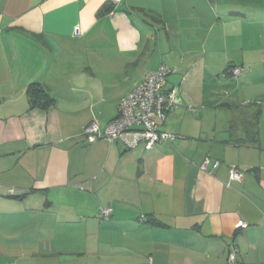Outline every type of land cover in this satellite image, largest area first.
I'll use <instances>...</instances> for the list:
<instances>
[{
  "label": "crops",
  "instance_id": "obj_1",
  "mask_svg": "<svg viewBox=\"0 0 264 264\" xmlns=\"http://www.w3.org/2000/svg\"><path fill=\"white\" fill-rule=\"evenodd\" d=\"M160 65L175 140L87 144L85 127L103 129ZM31 83L53 103L31 107ZM230 243L240 264H264V10L0 0V264H225Z\"/></svg>",
  "mask_w": 264,
  "mask_h": 264
},
{
  "label": "built area",
  "instance_id": "obj_2",
  "mask_svg": "<svg viewBox=\"0 0 264 264\" xmlns=\"http://www.w3.org/2000/svg\"><path fill=\"white\" fill-rule=\"evenodd\" d=\"M116 1V0H115ZM242 66H231L229 73L238 77L243 72ZM171 70L165 65H160L155 70L145 74L142 81L119 101V113L110 120L103 129L98 123L91 121L84 129L85 142L93 143L104 139L108 142L121 140L127 147H134L143 143L146 150L151 149L156 143L175 140L174 133L162 130L161 122L166 118L167 112L174 106L175 89L167 85V76ZM127 137H129L127 139ZM219 161L206 157L200 168L204 171L218 167ZM242 171L231 167L229 178L239 181L242 179ZM13 193V189H9ZM112 214L109 205L100 207L97 213L99 219H107ZM245 227V222H240ZM238 248L230 243L227 247L225 264H240Z\"/></svg>",
  "mask_w": 264,
  "mask_h": 264
},
{
  "label": "trees",
  "instance_id": "obj_3",
  "mask_svg": "<svg viewBox=\"0 0 264 264\" xmlns=\"http://www.w3.org/2000/svg\"><path fill=\"white\" fill-rule=\"evenodd\" d=\"M110 10L111 6L109 4H105L98 10L97 14L103 16L110 12ZM26 92L30 98L31 107L35 105L47 106L53 103V98L37 83L29 84Z\"/></svg>",
  "mask_w": 264,
  "mask_h": 264
},
{
  "label": "rangeland",
  "instance_id": "obj_4",
  "mask_svg": "<svg viewBox=\"0 0 264 264\" xmlns=\"http://www.w3.org/2000/svg\"><path fill=\"white\" fill-rule=\"evenodd\" d=\"M248 1V4L256 7L259 12L264 10V0H241V2Z\"/></svg>",
  "mask_w": 264,
  "mask_h": 264
}]
</instances>
